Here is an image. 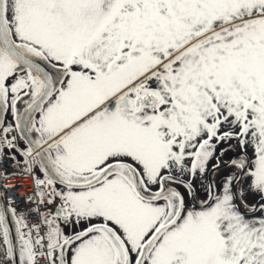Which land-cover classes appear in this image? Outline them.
Returning a JSON list of instances; mask_svg holds the SVG:
<instances>
[{"label":"snow or ice","instance_id":"obj_1","mask_svg":"<svg viewBox=\"0 0 264 264\" xmlns=\"http://www.w3.org/2000/svg\"><path fill=\"white\" fill-rule=\"evenodd\" d=\"M6 161L0 264H264V0H0Z\"/></svg>","mask_w":264,"mask_h":264},{"label":"built area","instance_id":"obj_2","mask_svg":"<svg viewBox=\"0 0 264 264\" xmlns=\"http://www.w3.org/2000/svg\"><path fill=\"white\" fill-rule=\"evenodd\" d=\"M0 171L11 173L13 171H18V169L14 167L11 161H6L0 164ZM0 182L3 185L2 192L4 194V204L8 205L15 202L17 209L23 210L25 208L23 198L32 190L31 178L26 175H16L15 177H9Z\"/></svg>","mask_w":264,"mask_h":264},{"label":"water","instance_id":"obj_3","mask_svg":"<svg viewBox=\"0 0 264 264\" xmlns=\"http://www.w3.org/2000/svg\"><path fill=\"white\" fill-rule=\"evenodd\" d=\"M208 179L210 180V176L208 177ZM10 226H11V224H10ZM12 235H13V230H12ZM13 241H14V243H15L14 235H13ZM13 264H18L16 258L14 259Z\"/></svg>","mask_w":264,"mask_h":264},{"label":"rangeland","instance_id":"obj_4","mask_svg":"<svg viewBox=\"0 0 264 264\" xmlns=\"http://www.w3.org/2000/svg\"><path fill=\"white\" fill-rule=\"evenodd\" d=\"M211 179H212V176H211ZM253 201H252V199L251 198H249V203H252Z\"/></svg>","mask_w":264,"mask_h":264}]
</instances>
